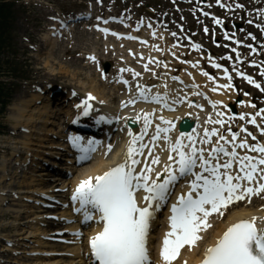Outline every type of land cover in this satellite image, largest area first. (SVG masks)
Returning <instances> with one entry per match:
<instances>
[{"label": "snow or ice", "instance_id": "snow-or-ice-1", "mask_svg": "<svg viewBox=\"0 0 264 264\" xmlns=\"http://www.w3.org/2000/svg\"><path fill=\"white\" fill-rule=\"evenodd\" d=\"M216 2L227 7L222 4V0ZM215 23L221 24L222 21L216 18ZM104 31L107 32L108 29ZM204 31L207 32L208 29L205 28ZM252 39L256 37L252 36ZM236 43L239 44L241 41L237 40ZM194 47L199 48V45ZM91 59L96 58L93 56ZM195 66L196 64H193V67ZM214 66L217 69L223 67L218 63ZM133 74L139 75L135 72ZM203 74L216 83L212 88L213 92L232 88L230 83L232 77L226 68L224 76L229 83L223 85H219L216 77L207 72ZM239 75L264 92V86L251 76L243 72ZM261 75H264V70L261 71ZM173 79L179 80V77ZM124 83L127 84L128 81L125 80ZM137 90L138 97L129 100V104L143 100L159 105L161 111L164 109L174 111L176 104L183 103L181 100L170 102L167 94L159 92L152 94L147 86L141 88L137 85ZM195 94L203 95L199 92ZM92 99L95 97L89 95L88 100ZM184 99L189 105L193 103L187 97ZM88 100L82 101L84 115H88L92 107ZM210 102L218 118L215 120L209 118V123L223 126L226 123L222 118L225 113L218 110L217 105H223L224 108H228V105L223 101ZM196 107L202 108L203 105L197 104ZM252 107L256 105L252 104ZM245 115L248 114H241V119ZM257 115H264V108H260ZM154 116L155 112L152 111L144 112L142 117L139 115L135 117L136 120L143 119L144 127L139 134L129 131L131 140L123 162L102 175L81 181L73 194V201L80 205L76 211H83L86 220L92 218L90 209L100 213L103 228L90 239L91 252L97 264H153L148 240L155 210L168 203L170 197L175 195V188L181 180L188 185V190L181 192L176 197L177 202L171 204L170 230L165 235L160 250L164 264H171L184 245L194 244L201 239L199 232L209 227L208 219L212 214L223 216L224 210L230 204L264 193V143L249 144L248 137H252L253 140L256 137L248 128L241 126L242 131L247 133L244 138H240V132L233 131L231 127L227 128L226 131L231 133L229 139L220 134L219 129L215 127L205 128L201 137L199 134L185 132L184 127L190 125L182 124L179 135L173 139L171 133L176 128L177 120L167 119L161 115L159 120L163 122V126L160 123L155 124V130L149 137L150 148L149 144L144 143V137L152 127ZM248 123L255 125L264 134V127L257 123L256 115H252ZM213 136H218L219 139L213 142ZM162 139L168 141L169 153H175V156L167 155V162L163 164L162 169H158L155 166L161 164V159L159 155H153L152 150ZM71 143L82 153L87 154L94 150L93 145L98 142L89 140L88 146L85 147L83 137L74 136L71 137ZM205 144L211 147L206 149L203 147ZM227 145H231V148L229 149ZM146 149L149 159L139 158L145 156ZM237 149H247L259 155H249L248 151L241 155ZM111 150L112 145L109 144L108 151ZM234 166L238 167L235 173ZM138 193H142L140 199L143 204L138 200ZM261 223H264V220H261ZM202 264H264V228L257 226V218L240 220L228 227L217 243L207 249Z\"/></svg>", "mask_w": 264, "mask_h": 264}, {"label": "bare ground", "instance_id": "bare-ground-1", "mask_svg": "<svg viewBox=\"0 0 264 264\" xmlns=\"http://www.w3.org/2000/svg\"><path fill=\"white\" fill-rule=\"evenodd\" d=\"M54 38L55 33L52 35L49 33L43 37V43L41 45L42 50L39 55V61L44 59L43 67H53L51 76L57 74L61 75L62 78L70 79L72 82L69 84V88H73V90L76 89L81 97L84 94L95 96L97 106L107 107L109 110H112V114H120L119 117L124 124L129 119L137 121L133 114L127 115V112L121 111V109L125 107V104H127L126 107H128L129 111H135L136 114L141 117L144 112L154 111V119L160 122L159 116L162 114L158 110H155L152 107L143 106L138 103L139 100L132 105H130L128 101L138 97L137 85L141 88L147 86L152 94L157 92L161 94H172L171 91L165 87V81L163 83L160 82L159 85H152L147 83V79L134 76V78L131 79V81H133L131 83V91L126 95L125 92H119L120 89L118 87H109V83L102 82L100 79L95 82L94 79L96 78V75L93 72L92 65H90L88 61L83 62L80 59H72L74 62L80 64L78 70L71 72L70 70L60 67L57 71L56 67L51 63L54 55L53 51L56 50ZM99 47L104 53H108L110 50L107 46ZM138 48V50H141L140 48L142 47ZM62 50L71 53L75 49L71 44H68L62 48ZM79 57L85 59L81 53L79 54ZM104 59L115 62L117 65V58L115 56L109 55ZM99 62L102 64L101 60H99ZM196 69L199 70V68ZM84 72H87V74ZM199 73L201 74V72ZM199 73L198 75H200ZM119 74V77H124L122 71H120ZM166 83L167 86H170L169 81ZM156 84L158 83L156 82ZM218 84L223 85L224 83L220 82ZM116 93H118L117 97ZM214 94L219 96L222 100H231V97L225 96L226 89H220L217 93L214 92ZM49 95H51V93L47 91L45 92V95H42L40 89H36L30 93L22 92L21 96H18L16 102L9 108V120L13 124L10 127L9 139L6 142H2L1 145H7L8 147H11V149H6L10 153L3 151V155H0V218H10V220L12 219V222L9 226L1 227L0 225V232L7 227L15 229L14 235L5 236V242L12 243L15 248L14 252H18L20 255H15V260H8V264H41L37 263L35 254H46L47 252H50L48 251L49 249H52V251H60L62 254L68 252L75 254L77 257L71 258L69 260L70 264L75 263V261H78L79 264H87L84 260L85 249L81 247L66 248L65 250L57 249V246L59 245H51L42 238V236L47 234V230L49 233L53 231L50 227H53L52 225L55 223L46 219L47 213L43 211L40 212L38 208L30 207L26 201L29 199H33V201H41L43 198L49 197L53 194L59 187L56 183H50V180L53 177L38 170L49 165L48 162L50 161L49 159H46V157L54 159L50 156L58 154L55 150L61 146L60 139H63L62 133L66 127L62 115L63 113L68 114L69 112V110H67L69 104H63L62 106L59 104L56 108L53 107L54 105L51 106V103L48 101L50 98ZM69 95L72 97L73 92H70ZM39 101L40 103L38 104ZM117 106H120V108H117ZM188 113L192 115V117H187L188 119L191 118L194 124L198 122V116L195 115L193 111L186 110L185 108H179L176 113L167 117L184 118ZM69 117H72V113H69ZM139 122L142 123L143 119L141 118ZM23 127H25L27 131L20 132V129ZM124 132L123 137L126 138L127 141L128 139H131L129 130H125ZM192 133L197 134L198 130L194 129ZM163 145L166 146L165 143H163ZM22 152L25 154V157L23 161L20 162L19 160ZM126 152L127 150L124 146H120L117 147L115 153L111 155L110 158L105 160L104 157H98L92 165L78 171L79 173H77V176L73 179L70 181L64 180L62 182V188L68 187L69 184H75L74 187L77 188L81 181L86 180L89 177L103 174L115 163L123 162ZM153 155L160 156L161 164L155 167L162 169L163 164L166 162L163 148L161 147L158 150H155ZM251 155L257 156L259 154L253 152ZM13 163H15V173H10L8 172V168L12 170ZM19 166L25 167V169H23V178L20 182L18 181L20 174L18 172ZM63 169H67V167H63ZM57 176H62V169L57 171ZM60 180L62 179L57 181ZM16 188L18 191L10 194L9 199L5 193L8 194L9 190H16ZM263 201L264 193L252 195L250 198L238 201L237 204H230L227 209L224 210L223 216L218 214L210 216L208 219L209 227L202 229L199 232L201 239L197 240V242L191 247L183 246L171 264H199L204 260L207 249L217 243L218 239L223 236V233L228 227L240 220H247L256 217L257 223L264 228V223H261V220H264ZM63 214H60L62 218L65 217ZM162 235L164 238L166 234L164 233ZM153 238H156V236H153ZM0 253H7V249H4L2 245H0ZM19 257L20 259H17ZM52 261V264H68L58 258H53ZM0 264H4V262L1 261Z\"/></svg>", "mask_w": 264, "mask_h": 264}, {"label": "rangeland", "instance_id": "rangeland-1", "mask_svg": "<svg viewBox=\"0 0 264 264\" xmlns=\"http://www.w3.org/2000/svg\"><path fill=\"white\" fill-rule=\"evenodd\" d=\"M8 1V0H6ZM12 3L13 20L10 24V31L8 34V43H12L13 47L4 48L0 55V81L4 83V93L7 91L8 106L5 107L3 103L4 113L0 116V143L7 141L10 126L13 124L9 120V108L16 102L18 96L22 92H29L33 88L28 84L33 82L35 86L41 83L53 82V84H70L72 81L68 78H62L61 75L51 76L53 67H43L44 59H40L41 42L38 40L43 34L48 32L50 25L54 24L57 17L63 12H71L78 10L81 5L93 0H9ZM142 1L136 0L135 4L140 5ZM149 1V0H146ZM159 4L155 10L167 9L169 3L165 0H152ZM103 6H110V10H118V4H122L123 0H115L113 3L110 0H100ZM131 7V5H130ZM146 13V7L142 9ZM136 12V10H133ZM139 13V12H138ZM155 13V11H154ZM140 14V13H139ZM12 35L13 40L10 41ZM88 43H94L96 40H85V38L78 37L72 40L71 46L75 49L73 52L68 53L64 51H56L52 57L51 63L56 67L57 71L60 67L74 72L78 70L80 64L74 62L72 59L83 58L77 57L80 53L84 58L89 54L96 53V50L88 46ZM67 45V44H66ZM64 45V46H66ZM98 46V45H97ZM101 55V53H98ZM12 64V66H8ZM55 64V65H54ZM87 74V72H84ZM95 82L99 80L97 76ZM41 84V85H43ZM5 102V101H4ZM4 134V135H3ZM12 222L10 218H0V225L9 226ZM0 236H12L15 234V229L7 227L3 229Z\"/></svg>", "mask_w": 264, "mask_h": 264}, {"label": "trees", "instance_id": "trees-1", "mask_svg": "<svg viewBox=\"0 0 264 264\" xmlns=\"http://www.w3.org/2000/svg\"><path fill=\"white\" fill-rule=\"evenodd\" d=\"M10 10L4 4H0V40L3 39L4 36V29L7 26V22L9 20Z\"/></svg>", "mask_w": 264, "mask_h": 264}]
</instances>
